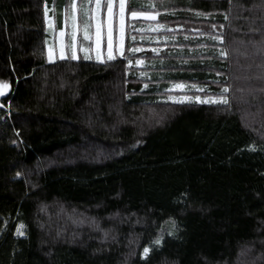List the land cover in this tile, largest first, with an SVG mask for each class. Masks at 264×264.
<instances>
[{"label":"trees","instance_id":"trees-1","mask_svg":"<svg viewBox=\"0 0 264 264\" xmlns=\"http://www.w3.org/2000/svg\"><path fill=\"white\" fill-rule=\"evenodd\" d=\"M67 3L0 0V264H264V76L256 126L235 76L264 0H127L174 43L51 61L46 6L59 24ZM177 82L229 103L174 102Z\"/></svg>","mask_w":264,"mask_h":264},{"label":"rangeland","instance_id":"rangeland-1","mask_svg":"<svg viewBox=\"0 0 264 264\" xmlns=\"http://www.w3.org/2000/svg\"><path fill=\"white\" fill-rule=\"evenodd\" d=\"M112 2V15H111V28H112V45H113V59H108L107 45H108V27H109V14L107 5L109 0H100L101 7L99 11L96 8V0H68L66 6L63 7L62 17L57 24L56 15L53 5L46 6V20L49 29V41L47 44V54L49 60H55L60 58L61 47L64 49V57L71 58V54L74 50L76 56L85 58V50H87V55L91 57L90 59H95L100 62L107 60H114L119 57H127V54L134 53L133 49H140L136 51L140 54L153 53L159 54V52L165 49L166 44L172 45V42L175 38L174 34H164L163 32L168 30L161 23L154 22L156 19L155 13L137 12L139 15L135 18L131 15L132 12L127 10V0H125L124 8V32H123V42L121 45V31H120V0H111ZM75 5V8L72 6ZM149 16H154L155 19H149ZM99 25V52L100 55L97 57V26ZM131 27L130 34L128 29ZM63 33V35H61ZM87 37V38H86ZM128 37H130V46L127 48ZM135 37V39H133ZM217 43L221 41V38L217 39ZM172 42V43H171ZM221 43V42H220ZM219 43V44H220ZM203 47L205 45H202ZM201 46V47H202ZM212 46H205L206 51ZM121 47L123 50V55H121ZM180 47V46H178ZM200 47V46H199ZM222 49L223 47L219 45ZM243 49L238 51L240 57L245 61V66H239L240 64L235 65L236 71L235 76L240 81L244 82V87L241 89L242 94H240L237 100H240L243 96L244 110L243 120L245 124H252L256 126L259 122L256 121V118L251 114L248 107L250 105L246 102L247 98L250 97L255 92L252 91L250 85L253 84V81L257 79V73H263L264 76V58L259 59V64H254L249 58L251 55L257 51L259 55L264 56V38L259 42L249 41L248 44L243 43ZM190 47L189 49H191ZM221 49L216 48L218 54L222 55L223 52ZM235 56H236V51ZM225 56V55H224ZM238 57V55H237ZM72 59V58H71ZM74 60V59H73ZM131 58L128 60V64L132 65L134 63L135 67H138L140 74L145 73L144 70L146 63L148 62L145 58H138L135 62ZM142 61L143 63H138ZM262 69V70H261ZM257 75V76H256ZM261 75V74H260ZM238 79V80H239ZM176 85H184L183 88L175 87ZM191 85V86H190ZM195 85V84H193ZM248 89H245L247 88ZM172 91H180V94L169 95V98L176 102L177 100L185 97H191L195 101V97H200V100H218L221 96H203L196 93L185 94L187 90H196L201 89L199 86H192L191 83H172L169 87ZM228 99V98H227ZM185 102H188L185 100ZM248 106V107H247ZM249 114V115H248ZM264 120V119H263ZM264 126V123L259 124ZM81 222V221H80ZM238 264L241 262L238 261Z\"/></svg>","mask_w":264,"mask_h":264},{"label":"snow or ice","instance_id":"snow-or-ice-1","mask_svg":"<svg viewBox=\"0 0 264 264\" xmlns=\"http://www.w3.org/2000/svg\"><path fill=\"white\" fill-rule=\"evenodd\" d=\"M73 8H75V5L72 6ZM101 7V3L100 0H96V8L97 11H99ZM108 8V14H109V27H108V45H107V52H108V59H113V45H112V28H111V15H112V2L111 0H109V3L107 5ZM124 8H125V0H120V31H121V45L123 42V32H124ZM134 18L136 16H138L139 14L137 12H132L131 14ZM149 19H155L154 16H149ZM61 35H63V33H61ZM99 35H100V31H99V25L97 26V57H99L100 52H99ZM87 38V37H86ZM133 39H135V37H133ZM133 52L136 51H140V49H133ZM121 55H123V50L121 47ZM222 55H226V53H221ZM60 58L63 59L64 57V49L63 47H61V51H60ZM71 58L72 59H76V52L74 50V45H73V51L71 54ZM91 57H89L87 55V50H85V59H90ZM138 63H143L142 61H138ZM10 87V85L7 82H0V96L5 94V90H7ZM175 87L178 88H183L184 85H176ZM194 87V86H193ZM199 91H203V89H198ZM229 91L228 88H224L222 90V93H227ZM185 100L189 101V102H200V103H223V104H228L229 101L227 99L226 96L221 95L220 99L218 100H200V97H195V101H193V99L191 97H185V98H181L179 100H177L176 102H180L183 103L185 102ZM23 228L24 226L21 225L19 229H17V235H24L23 232ZM155 243L159 244L160 241L157 240ZM149 252L148 248L144 249V255L147 256Z\"/></svg>","mask_w":264,"mask_h":264},{"label":"water","instance_id":"water-1","mask_svg":"<svg viewBox=\"0 0 264 264\" xmlns=\"http://www.w3.org/2000/svg\"><path fill=\"white\" fill-rule=\"evenodd\" d=\"M9 92H10V89L8 88L7 90H5V94L0 96V108L3 105V99L8 95Z\"/></svg>","mask_w":264,"mask_h":264},{"label":"bare ground","instance_id":"bare-ground-1","mask_svg":"<svg viewBox=\"0 0 264 264\" xmlns=\"http://www.w3.org/2000/svg\"><path fill=\"white\" fill-rule=\"evenodd\" d=\"M212 52V51H211Z\"/></svg>","mask_w":264,"mask_h":264}]
</instances>
